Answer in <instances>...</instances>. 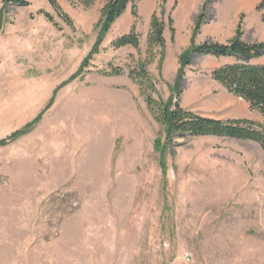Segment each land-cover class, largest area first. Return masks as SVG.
I'll list each match as a JSON object with an SVG mask.
<instances>
[{"label": "rangeland", "instance_id": "374dc122", "mask_svg": "<svg viewBox=\"0 0 264 264\" xmlns=\"http://www.w3.org/2000/svg\"><path fill=\"white\" fill-rule=\"evenodd\" d=\"M57 1L73 29L46 0L28 8L0 0V140L34 121L96 43L103 3L84 10ZM257 5L169 0L165 11L175 34L166 28L163 59L157 51L148 67L154 99L174 95L179 57L202 12L197 45L212 41L214 12H256ZM158 8V0H140V50H114L112 43L134 25L129 7L34 130L0 148V264H264L260 147L215 137L178 138L166 147L164 129L129 77L146 60ZM230 62L195 57L182 84V108L221 121L258 122L259 113L210 78ZM113 70L123 74L103 75Z\"/></svg>", "mask_w": 264, "mask_h": 264}, {"label": "trees", "instance_id": "16d2710c", "mask_svg": "<svg viewBox=\"0 0 264 264\" xmlns=\"http://www.w3.org/2000/svg\"><path fill=\"white\" fill-rule=\"evenodd\" d=\"M33 0H4V5L15 6L19 8H28ZM57 16L70 28H74L70 16L65 13L57 0H46ZM73 7H81L84 10H90L97 2H102L103 7L100 12V19L96 25L98 36L89 55L82 62L79 70L72 75L67 81L59 85L53 92L52 98L45 109L24 128L16 131L8 138L0 140V148L8 146L27 135L39 124L43 115L52 107L58 92L64 87L76 81L84 68H88L93 56L98 54L100 46L105 36L111 31L112 27L120 20L131 7L132 17L135 20L129 33L112 43L114 50L123 48H133L140 50V36L137 33L136 23L139 19L138 4L140 0H65ZM169 0H158V12H155L149 24V33L147 36L146 60L141 61L137 68L129 72L130 79L139 86L142 96L149 111L153 117L164 129L166 137V147L174 139H194L199 137H215L232 139L245 143H253L260 147L264 153V124L254 122L248 119H234L221 121L208 117L197 115L191 111L182 108L180 103L182 84L186 75V70L191 67L195 57H211L216 60H231L228 64L222 65L213 70L210 74L211 80L224 88L227 93L234 98L243 100L249 105L250 110L259 113L264 117V66L252 64L253 61L264 57V42L248 44L244 41L243 21L244 15H241L234 37L227 44L206 41L197 45L195 40L200 33L204 24L205 12L198 17L192 32L190 47L179 57V69L174 85L175 93L166 102L155 100L154 95L157 93L156 85L148 72V67L154 61L156 52H160V58L163 59L165 50V31L168 28L172 34H175L173 28L174 21L172 17L166 15L165 6ZM256 12L264 14V0L256 7ZM50 23L53 17L45 12H40ZM1 19H3L1 17ZM264 23V15L262 16ZM3 21H0V30ZM121 70L103 72L105 76H121ZM164 144L159 147L160 167L165 172Z\"/></svg>", "mask_w": 264, "mask_h": 264}, {"label": "crops", "instance_id": "0c3cea01", "mask_svg": "<svg viewBox=\"0 0 264 264\" xmlns=\"http://www.w3.org/2000/svg\"><path fill=\"white\" fill-rule=\"evenodd\" d=\"M243 1L244 4L251 6L252 4H259L262 0ZM241 15L245 16L243 25L244 41L248 44L264 42V23L262 22V16L264 14L258 12H214L213 18H209L208 20L209 24L213 22L211 20H214L215 22L211 33L213 35V38L210 37L209 40L218 42L220 44H227L235 35ZM207 30L208 28L205 27L203 32L207 33ZM252 64L264 66V57L253 61ZM257 121L258 123L263 124L264 117L261 116V119Z\"/></svg>", "mask_w": 264, "mask_h": 264}]
</instances>
